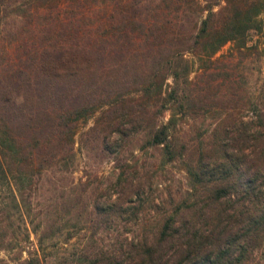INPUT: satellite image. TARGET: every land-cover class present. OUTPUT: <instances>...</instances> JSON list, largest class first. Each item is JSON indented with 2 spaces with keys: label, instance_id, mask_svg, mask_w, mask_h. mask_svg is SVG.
I'll return each instance as SVG.
<instances>
[{
  "label": "trees",
  "instance_id": "16d2710c",
  "mask_svg": "<svg viewBox=\"0 0 264 264\" xmlns=\"http://www.w3.org/2000/svg\"><path fill=\"white\" fill-rule=\"evenodd\" d=\"M66 1L71 11L62 16L58 0H0V33L8 29L1 55L22 61L0 85V249L15 247L22 229V264H41L44 245L68 230L56 217L72 213L70 226L93 234L125 209L138 214L141 175L63 181L75 167L77 121L98 114L85 148L96 159L119 160L137 133V147L182 157L175 110L181 118L192 99L194 57L209 68L227 41L240 53L256 46L245 45L247 32L264 25V0ZM206 137L184 160L195 193L177 207L181 219L122 224L116 248L82 243L70 264H251L264 242V111L219 114ZM0 264L11 263L0 256Z\"/></svg>",
  "mask_w": 264,
  "mask_h": 264
},
{
  "label": "rangeland",
  "instance_id": "374dc122",
  "mask_svg": "<svg viewBox=\"0 0 264 264\" xmlns=\"http://www.w3.org/2000/svg\"><path fill=\"white\" fill-rule=\"evenodd\" d=\"M58 2L61 3L58 13L62 16L68 15L71 11L68 1L58 0ZM257 17L264 22V10ZM7 30L5 27L0 33L2 42H6L4 36ZM25 36L26 34L23 38ZM19 37L20 41L23 40L20 34ZM246 37L245 45L256 46L240 48L242 50L240 53L231 41H227L214 53L217 59L211 63L209 68L203 63H197L194 57L195 62L188 73V77L192 80V85L189 86L192 99L188 103L183 100L180 110L185 111L181 113V118H179L181 111L175 110L177 142L184 141L187 146L182 157L166 160L159 146L137 147L142 143L141 133H137L135 136L138 140L131 139L129 150L124 151L119 160H116L114 155L96 159L90 155L91 151L87 152L85 148L94 142L92 135L86 130L93 124L98 114L94 113L76 122L73 142L75 167L69 173L67 171L63 174V181L70 183L71 180L76 181L81 177V179L92 180V183L96 181L104 185L108 180L117 176L115 172L123 170L119 176L122 180L125 176L139 179L137 176L141 175L140 180L144 185V191L133 199L135 201L132 206L138 207L137 215L134 214L133 209H125L124 213L112 217L108 225H105L106 227L93 231V234H90L91 229L87 225L70 226L75 215L63 214L62 210L59 211V214L63 215L56 217V220L65 223L68 230H64L55 241H48L49 243L44 245L40 255L41 264H70L82 251V243L87 250H91L94 245L112 250L121 240L122 235L116 230L122 224L129 226L134 224V221L155 222L168 215L177 220L181 219L179 212L176 211L177 207L183 208L195 193L188 184L184 171V160L193 156L195 146L208 142L206 133L212 128L216 117L219 114L225 115L226 112L264 111V25L259 32L253 29L248 30ZM2 42L0 44H3ZM19 52H21L20 46L17 48V53ZM221 53L224 56H221ZM21 62L20 59L11 58L4 63L0 48V64H2L0 85L7 84L10 78L17 74L16 71ZM203 66L206 68L205 72H201ZM226 73L228 75H225ZM200 97L201 99H197ZM167 112H164V117L167 116ZM113 164H116L118 168H113ZM3 186L0 185V200L5 195ZM80 188L81 186H77L71 189L70 194ZM202 190L203 188L198 185V191ZM66 191L67 189H64L61 194H66ZM1 207L2 203H0V210ZM89 223L90 220L85 222V224ZM15 236L19 243L12 249H0V256L11 264H22V259L25 257V241L18 239L22 236V229L16 231ZM32 238L33 235L30 234V239ZM51 243L54 244L50 246ZM27 245L30 246L29 243ZM254 254L255 257H252L254 261L251 264H264V242L262 248L257 249Z\"/></svg>",
  "mask_w": 264,
  "mask_h": 264
}]
</instances>
